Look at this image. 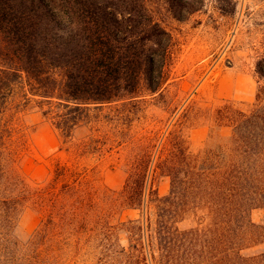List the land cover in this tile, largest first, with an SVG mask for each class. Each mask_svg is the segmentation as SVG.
<instances>
[{
  "label": "trees",
  "instance_id": "obj_1",
  "mask_svg": "<svg viewBox=\"0 0 264 264\" xmlns=\"http://www.w3.org/2000/svg\"><path fill=\"white\" fill-rule=\"evenodd\" d=\"M165 2L184 20L206 0ZM216 2L224 14L237 10V0ZM154 13L150 0H0V264H264V249H254L264 246V221L252 217L264 209L261 103L249 111L232 101L218 107L214 123L232 132L200 153L186 138L174 142L172 131L144 136L120 193L69 164H58L33 188L15 167L27 148L16 123L20 109L39 107L70 137L76 127L98 122L95 112L107 104L128 114L156 105L171 79L175 39ZM257 70L264 76V54ZM257 98L264 100V87ZM158 169L172 187L160 198L155 228L139 219L115 223L117 207L146 205ZM29 202L41 219L22 238L18 229ZM187 211L199 225L180 229L177 218Z\"/></svg>",
  "mask_w": 264,
  "mask_h": 264
},
{
  "label": "rangeland",
  "instance_id": "obj_2",
  "mask_svg": "<svg viewBox=\"0 0 264 264\" xmlns=\"http://www.w3.org/2000/svg\"><path fill=\"white\" fill-rule=\"evenodd\" d=\"M150 6L175 39L171 79L164 96L153 100L156 105L142 104L136 114H128L127 108L115 103L107 104L95 112L98 122L76 127L70 137L63 135L39 107L20 109L15 113L16 123L24 133L27 148L15 167L28 185L37 187L58 164H69L88 169L103 189L120 193L128 178L127 164L143 149L140 139L144 136L151 139L157 132L168 135L172 131L169 138L174 142L186 138L190 149L200 153L232 132V127L214 123L218 107L227 101L245 111L260 103L264 106V100L257 98L259 87H264V76L257 70L264 54V0H237L233 14L222 13L216 0H206L203 8L184 20L170 13L165 0H150ZM126 117L132 121L124 124ZM168 140L164 138L157 148L159 155ZM85 143L88 148L82 149ZM96 145L103 150H97ZM150 186L154 193H148L146 205L117 207L113 221L139 219L148 228H155L158 207L172 187L171 177L158 169L151 176ZM252 217L263 222L264 209H255ZM40 219L39 210L29 202L21 214V237H28ZM198 222L199 217L187 211L179 214L176 225L190 229ZM208 222L206 218L207 227ZM219 226L218 233L224 234L225 225ZM121 236L128 245L127 233ZM254 249L259 251L264 246Z\"/></svg>",
  "mask_w": 264,
  "mask_h": 264
}]
</instances>
